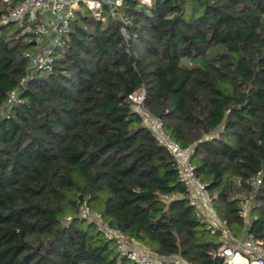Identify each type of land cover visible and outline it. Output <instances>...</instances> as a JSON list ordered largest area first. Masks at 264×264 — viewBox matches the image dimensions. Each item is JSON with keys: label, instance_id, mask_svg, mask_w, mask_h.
Wrapping results in <instances>:
<instances>
[{"label": "trees", "instance_id": "trees-1", "mask_svg": "<svg viewBox=\"0 0 264 264\" xmlns=\"http://www.w3.org/2000/svg\"><path fill=\"white\" fill-rule=\"evenodd\" d=\"M17 2L0 0V264H135L86 210L155 256L227 264L140 90L218 217L264 246V0H125L128 37L78 13L52 71L2 23Z\"/></svg>", "mask_w": 264, "mask_h": 264}, {"label": "built area", "instance_id": "built-area-1", "mask_svg": "<svg viewBox=\"0 0 264 264\" xmlns=\"http://www.w3.org/2000/svg\"><path fill=\"white\" fill-rule=\"evenodd\" d=\"M13 1L15 0H3V3L10 4ZM135 1L145 4L151 2V0ZM124 2L125 0H18L14 7L8 9V14L5 15L2 23H14L24 33L34 35L31 39L33 46L25 54L29 69L52 71L55 53L67 44L72 23L76 20L78 13H89L102 22L108 19L118 20L122 25L121 32L128 37L127 28L131 21L122 11ZM130 98L135 105L143 107L145 92L140 90ZM15 100L16 91H13L8 103ZM149 116L152 123V127H149L153 129L160 142L167 147L177 161L179 176L191 192V205L197 209V214L209 224L208 228L220 231L222 242L220 256L227 264H264L262 243L254 241L250 236L237 238L229 229L228 223L216 214L213 198L208 193L206 185L196 177L195 166L191 162V150L181 147L172 140L164 132L160 121ZM145 120H147L146 117H144ZM256 183L260 184L261 181L257 180ZM247 213V208H244L245 217ZM83 217L95 220L105 234L115 240L121 256L135 264H188L181 257L155 256L141 246L133 244L120 231L110 228L99 213H89L86 210ZM213 222L216 226L212 224ZM237 257L244 262L236 261Z\"/></svg>", "mask_w": 264, "mask_h": 264}, {"label": "rangeland", "instance_id": "rangeland-1", "mask_svg": "<svg viewBox=\"0 0 264 264\" xmlns=\"http://www.w3.org/2000/svg\"><path fill=\"white\" fill-rule=\"evenodd\" d=\"M135 110L138 111V112H140L144 117H146V119H147V120H145L146 121V125L152 127L151 119H149L151 117L149 116L148 112L144 109V107H142V106H140V105L137 104V105H135ZM147 114H148V116H147ZM212 224L214 226H216L215 222H213Z\"/></svg>", "mask_w": 264, "mask_h": 264}, {"label": "bare ground", "instance_id": "bare-ground-1", "mask_svg": "<svg viewBox=\"0 0 264 264\" xmlns=\"http://www.w3.org/2000/svg\"><path fill=\"white\" fill-rule=\"evenodd\" d=\"M236 261H243L240 257L236 258ZM244 262V261H243Z\"/></svg>", "mask_w": 264, "mask_h": 264}, {"label": "water", "instance_id": "water-1", "mask_svg": "<svg viewBox=\"0 0 264 264\" xmlns=\"http://www.w3.org/2000/svg\"><path fill=\"white\" fill-rule=\"evenodd\" d=\"M105 9H107V6H105Z\"/></svg>", "mask_w": 264, "mask_h": 264}]
</instances>
